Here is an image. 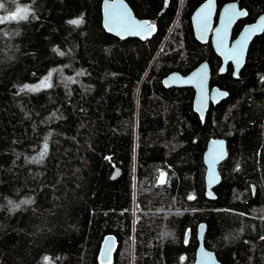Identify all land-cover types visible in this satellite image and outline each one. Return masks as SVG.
<instances>
[{"label":"trees","instance_id":"1","mask_svg":"<svg viewBox=\"0 0 264 264\" xmlns=\"http://www.w3.org/2000/svg\"><path fill=\"white\" fill-rule=\"evenodd\" d=\"M126 1L150 38L107 33L101 0H0V13H31L0 23V264H103L109 234L105 264H193L200 223L221 264H264V30L235 78L193 35L204 0ZM231 1L247 10L235 37L264 0L217 7ZM203 61L227 96L201 121L193 89L162 79ZM41 81L52 86L21 91ZM216 137L227 156L208 199L202 156Z\"/></svg>","mask_w":264,"mask_h":264},{"label":"water","instance_id":"2","mask_svg":"<svg viewBox=\"0 0 264 264\" xmlns=\"http://www.w3.org/2000/svg\"><path fill=\"white\" fill-rule=\"evenodd\" d=\"M233 6L235 7L233 8ZM216 11V0H204L197 6L191 14L193 33L196 40L201 43L210 39L215 54L221 60L218 72L220 74L225 73L227 66L230 64L232 76L237 78L244 65L251 41L264 30V21L261 20L264 17V10L254 21L245 24L234 38H232V29L238 20L247 16V10L240 8L237 1L225 3L220 7L217 21L214 24ZM240 12L246 14H235ZM145 22L149 27L142 26ZM101 23L107 33L120 39L135 37L145 40L155 32L154 25L145 18H138L126 0H101ZM238 53L239 63L237 62ZM210 77L209 64L207 61H203L186 74L177 71L169 73L162 79V84L165 87L192 88L194 91L192 109L203 121L209 105H215L227 96L225 90L217 86L210 87ZM226 156V140L218 137L210 138L202 156L205 167V196L208 199L215 197L212 189L220 182L218 165ZM212 161L216 162L210 167ZM116 175L117 171H115L113 177ZM204 230L205 224L200 223L197 230L199 244L193 264H221L215 253L203 245ZM115 248V237L111 234L107 235L100 246V262L103 264L108 263ZM206 253L210 254L211 258L205 255Z\"/></svg>","mask_w":264,"mask_h":264},{"label":"snow or ice","instance_id":"3","mask_svg":"<svg viewBox=\"0 0 264 264\" xmlns=\"http://www.w3.org/2000/svg\"><path fill=\"white\" fill-rule=\"evenodd\" d=\"M235 6H233L234 8ZM5 8V3L0 2V9H4ZM20 12V9L17 8L16 11L11 12L8 16H4L2 18H0V23H5V22H9V21H23V20H27L29 19V15L30 13V9L26 10L25 13L23 15H18V13ZM236 15H244L246 13L240 12V13H235ZM262 21H264V17L261 18ZM70 24L73 25H79L82 23V18L80 19H73L69 21ZM143 27H149V25L147 24V22L144 23V25H142ZM247 38V37H246ZM61 55H63V53H61ZM237 62L239 63V53L237 54ZM51 76V73L49 74V77H45V81H48L49 78ZM45 81H41V84L39 86H33V85H24V87L21 89V91H29V92H35V91H39L41 87H51L52 85L50 83H45ZM47 154V143H45L44 145V150L41 152L39 159L42 160L44 158V156ZM34 160L36 158H33ZM39 162V161H37ZM216 161H212L210 162V167L212 165L215 164ZM159 184L163 185L166 183V173L164 172H160L159 173ZM189 199H192V197L190 196ZM33 201L30 199L27 200H23L21 201V204H31ZM10 204H12L11 201H9ZM13 208H19L20 205L17 204H13L12 205ZM207 256L210 257V254H205Z\"/></svg>","mask_w":264,"mask_h":264},{"label":"flooded vegetation","instance_id":"4","mask_svg":"<svg viewBox=\"0 0 264 264\" xmlns=\"http://www.w3.org/2000/svg\"><path fill=\"white\" fill-rule=\"evenodd\" d=\"M201 3H202V2H201ZM201 3H200V4H201ZM225 3H228V2H225ZM225 3H223V4H225ZM200 4H199V5H200ZM223 4H222V5H223ZM199 5H198V6H199ZM222 5H221V6H222ZM221 6H220V7H221ZM216 7H217V0H216ZM220 7H217L216 15H215V17H214V24H215L216 21H217V15H218V11H219ZM239 7H240V6H239ZM196 8H197V7H196ZM196 8H195V9H196ZM240 8H241V7H240ZM192 13H193V12H192ZM243 19H244V18H243ZM240 20H242V19H240ZM190 21H191V16H190ZM238 21H239V20H238ZM238 21H237V22H238ZM237 22H236V23H237ZM251 22H252V21H251ZM247 23H250V22H247ZM247 23H244V24L242 25V27H243L245 24H247ZM235 25H236V24H235ZM235 25H234V26H235ZM191 26H192V24H191ZM242 27H241V28H242ZM233 28H234V27H233ZM241 28H240V29H241ZM192 30H193V27H192ZM232 31H233V29H232ZM239 31H240V30H239ZM239 31H238V32H239ZM237 34H238V33H237ZM237 34H236V35H237ZM193 35H194V33H193ZM194 37H195V36H194ZM232 38H234V37H232ZM195 39H196V38H195ZM207 41H210V39H208ZM207 41H206V42H207ZM198 42H199V41H198ZM199 43H201V42H199ZM204 43H205V42H204ZM202 44H203V43H202ZM210 44H211V41H210ZM211 47H212V45H211ZM213 51H214V50H213ZM214 53H215V52H214Z\"/></svg>","mask_w":264,"mask_h":264},{"label":"rangeland","instance_id":"5","mask_svg":"<svg viewBox=\"0 0 264 264\" xmlns=\"http://www.w3.org/2000/svg\"><path fill=\"white\" fill-rule=\"evenodd\" d=\"M10 14V13H9ZM9 14H3V13H0V18L4 17V16H8ZM159 181V179H158Z\"/></svg>","mask_w":264,"mask_h":264}]
</instances>
